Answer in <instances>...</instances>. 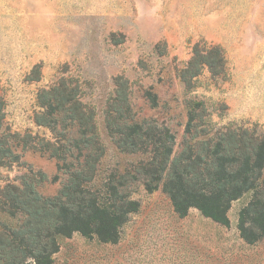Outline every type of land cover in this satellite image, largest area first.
<instances>
[{
    "label": "rangeland",
    "instance_id": "1",
    "mask_svg": "<svg viewBox=\"0 0 264 264\" xmlns=\"http://www.w3.org/2000/svg\"><path fill=\"white\" fill-rule=\"evenodd\" d=\"M195 43L220 45L225 71L212 77L203 69L188 89L176 72ZM36 64L40 78L31 80ZM118 75L128 81L135 117L171 129L175 152L189 99L203 102L207 129L264 130V0H0L3 122L19 134L11 144L20 156L0 165V187L18 183L29 169L47 175L37 186L44 195L56 193L65 179L55 158L20 140L27 134L53 140L33 117L40 111L37 91L60 76L79 82L95 111L104 146L98 183L109 171L123 172L145 158L118 149L106 130L104 110ZM130 189L139 209L118 241L74 232L61 241L55 264H264V241L247 243L237 229L238 211L251 192L231 203L225 226L196 208L178 216L160 189L148 192L138 181Z\"/></svg>",
    "mask_w": 264,
    "mask_h": 264
},
{
    "label": "trees",
    "instance_id": "2",
    "mask_svg": "<svg viewBox=\"0 0 264 264\" xmlns=\"http://www.w3.org/2000/svg\"><path fill=\"white\" fill-rule=\"evenodd\" d=\"M225 63L220 45L195 43L176 76L190 89L203 69L218 77L224 74ZM39 78L36 64L30 79ZM113 80L114 91L104 110L108 135L121 151L146 157L123 172L109 171L98 183L104 146L95 111L84 102L79 82L60 76L51 86L40 88L36 93L40 111L33 120L48 128L53 140L30 134L20 140L23 147L55 158L65 179L56 193L44 195L37 186L47 175L29 169L18 183L0 187V264H55L53 255L61 241L74 232L100 242H117L121 228L139 209L130 189L137 181L148 192L160 189L178 216L196 208L225 226L231 203L251 192L238 211L237 229L247 243L264 241V130L207 129L203 102L189 99L188 120L175 152L174 132L135 117L127 79L118 75ZM3 109L0 97V165L20 157L11 144L19 134L4 127Z\"/></svg>",
    "mask_w": 264,
    "mask_h": 264
}]
</instances>
